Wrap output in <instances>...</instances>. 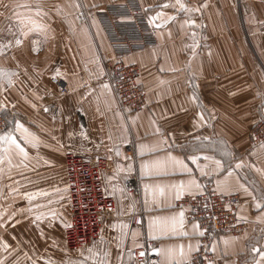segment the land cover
Segmentation results:
<instances>
[{
    "label": "crops",
    "instance_id": "1",
    "mask_svg": "<svg viewBox=\"0 0 264 264\" xmlns=\"http://www.w3.org/2000/svg\"><path fill=\"white\" fill-rule=\"evenodd\" d=\"M111 1L81 0L96 6ZM140 1L156 27L158 43L123 57L140 68L147 93L144 110L125 113L111 86L103 87L110 85L104 80L103 61L114 53L99 24H7L8 13L12 19L56 0H0V16L5 17L0 24V71L6 74L0 75V112L9 119L6 131L19 121L37 138L33 147L21 139L25 133H14L26 158L14 147L0 145V216L16 221L5 227L34 239L39 264H63L70 257L87 258L86 264H138L135 250L146 239L157 242L161 264H185L197 248L200 227L194 230L198 223L185 213L181 225L183 210L177 200L201 192L204 182L213 179L219 193L239 195L238 216L249 225L245 235L215 238L212 249L220 260L215 264H264L253 251L264 250V207H256L264 205V148L250 145L252 126L264 115V0H179L199 9L190 13L178 10L177 0ZM58 2L68 19L77 17V0ZM158 12L164 15L156 17ZM57 69L72 90L66 96L51 82ZM202 110L207 120L203 126L194 118ZM128 144L134 145V153L126 152ZM70 152L109 161L101 179L105 194L115 199L116 212L103 221V240L100 232L85 247L93 248L91 256L87 250L83 257L69 254L61 220L48 226L53 211L70 220L65 167ZM191 156L200 159L192 163L187 159ZM133 175L139 180L137 200L144 212L142 224L135 226L125 192ZM193 179L201 188L183 191L177 199L181 182L187 185ZM2 206H13L15 216L9 219L12 213L3 212ZM37 215L41 219L33 223ZM173 217L174 231L164 227Z\"/></svg>",
    "mask_w": 264,
    "mask_h": 264
},
{
    "label": "built area",
    "instance_id": "2",
    "mask_svg": "<svg viewBox=\"0 0 264 264\" xmlns=\"http://www.w3.org/2000/svg\"><path fill=\"white\" fill-rule=\"evenodd\" d=\"M231 1V0H230ZM116 58L105 62V80L111 85L118 107L125 113L140 112L147 106V93L141 86V70L137 65L122 60L126 54L154 46L157 34L145 7L140 0H116L95 10ZM62 96L71 91L68 81L57 76L51 79ZM8 119L0 114V133L8 127ZM264 144V116L252 127L251 147ZM128 154L134 153V145L126 146ZM67 179L70 188L71 224L65 230L67 249L78 254L100 236L105 217L116 212L115 199L107 196L102 185L101 173L109 168L108 158H96L68 153L65 158ZM125 192L133 212L132 226L142 224L144 212L139 207V180L136 175L125 182ZM240 198L238 194L224 195L216 189L215 181L204 182L203 190L197 194H185L177 200L188 220L196 221L203 235L190 260L185 264H215L220 262L212 249L219 234L245 235L248 223L238 216ZM111 208V211H109ZM95 221V223H93ZM143 253V255H142ZM138 264H161L160 250L155 240L146 239L144 245L135 250Z\"/></svg>",
    "mask_w": 264,
    "mask_h": 264
},
{
    "label": "rangeland",
    "instance_id": "3",
    "mask_svg": "<svg viewBox=\"0 0 264 264\" xmlns=\"http://www.w3.org/2000/svg\"><path fill=\"white\" fill-rule=\"evenodd\" d=\"M114 1H116V0H113L111 2H114ZM111 2H107V3H111ZM230 2H232V0ZM107 3L96 6V5H87V4L82 3L81 0H77L76 10L78 12V15L76 18L74 17V19L70 20L65 15V13L62 11L61 4L58 2V0H56V2L48 4L49 7L39 5L38 6L39 9H32V10H29L28 12H23L22 14H18V15L15 14V15H13L12 19L10 18L11 14L8 13L7 14V18H8L7 24H14L15 21H16V24H99V26L103 30L98 19L95 17V10L98 7H101ZM47 8H49V9H47ZM238 16L240 18V15H238ZM4 18H5L4 14H1L0 24H4ZM241 19L242 18H240V21H241ZM152 25L154 26L156 34H157V30H156L155 25L154 24H152ZM103 32H104V30H103ZM104 34H105V32H104ZM105 36H106V34H105ZM106 38H107V36H106ZM157 38H158V36H157ZM107 40L110 44V41L108 38H107ZM110 47H111V45H110ZM111 51L113 52L112 48H111ZM123 57H122V60H123ZM114 58H116L115 54H114ZM108 59H113V58H105L104 59V61H103L104 69H105V62ZM55 77H57V76H55ZM105 77H106V70H105L104 80H105ZM0 114L5 116L8 119V117L5 114H3L2 112H0ZM8 123H9V119H8ZM8 128H9V124H8L7 129ZM70 153H73V152H70ZM74 154H78V153H74ZM67 183H68V179H67ZM68 187H69V183H68ZM69 194H70V188H69ZM2 208H3V212H7V213H12L15 211L13 206H2ZM6 216H7L6 214H2L0 216V218H1L0 219V225H2V226H0V261H2V264H33V262H35V264H39L40 262H42V260H40L38 258V256H40L41 254H35V252H33L34 250H32L33 249L32 246L34 244V239L31 238L29 236V234H27L25 232H22V233L17 235V234H15L14 228H6L5 226L6 225L9 226V224L11 222H13L12 224L16 223L15 220H6ZM70 222H71V205H70L69 223ZM21 223L25 224V222H21ZM65 230H66V228H65ZM65 230H64V237H63L64 243H65ZM57 239H59V237H57ZM57 239L54 238V242H53L56 245H58V243H59ZM92 243H94V242H92ZM65 246H66V244H65ZM66 249H67V247H66ZM67 251L72 256L75 255V254L71 253L68 249H67ZM69 254H68V256H69ZM70 258L75 259L73 257H70Z\"/></svg>",
    "mask_w": 264,
    "mask_h": 264
},
{
    "label": "snow or ice",
    "instance_id": "4",
    "mask_svg": "<svg viewBox=\"0 0 264 264\" xmlns=\"http://www.w3.org/2000/svg\"><path fill=\"white\" fill-rule=\"evenodd\" d=\"M177 3L179 4V8L178 10L180 11H184L186 13H190L192 11H199V9H192V8H189L187 7L185 4L183 3H180L179 0H177ZM169 5L168 4H164V5H161V7H168ZM173 7H175V5H173ZM162 15H164L163 13L161 12H158L156 14V17H161ZM175 17H170V19H174ZM155 19V18H153ZM151 22V21H150ZM190 24H194L195 22L194 21H189ZM160 25H157V27H159ZM31 30V29H29ZM22 43V41L20 39H17L16 40V44L17 45H20ZM59 69L56 70V74L55 76H59ZM0 75H6L5 73H3L2 71H0ZM55 76L53 78H55ZM11 77L9 75L8 77V83L11 84ZM103 87L105 89H109L110 88V85L108 84H105L103 85ZM72 91V90H70ZM61 95H63V91H61ZM83 99V97H82ZM192 99L196 100L198 102V106H199V97L193 95ZM47 111V109H45ZM186 111V110H185ZM195 121L196 123L200 124L201 126H203V124H205L207 122V120L205 119V116H204V111L202 110L200 113H196L195 114ZM15 123V128L14 129H9L8 131H5L3 133H0V145L2 144H6L8 145L10 148L11 147H14L16 150L19 151V153H21L25 158L27 157L28 153L26 152L25 148L22 146V144L20 143V141L17 139L16 135L14 134L16 131H22L23 133H25V135L21 138L24 140L25 143H31L33 147H36L37 146V138L33 137L32 134L28 133L27 129L23 128V125L19 122V121H14ZM153 123H155V121H153ZM156 131L157 132H161V129L160 127H157L156 128ZM83 134V133H82ZM162 134V133H161ZM72 133H69V136H71ZM171 135V134H169ZM109 139H111V136H109ZM197 139H199V137H197ZM205 139H208L207 137H205ZM261 148H264V144L261 145ZM116 155L119 156L120 153H119V149L117 148L116 149ZM110 158V157H109ZM0 159H2V157H0ZM99 159V158H98ZM175 159V158H174ZM187 159L191 160L192 163H196L200 157H197V156H191V157H187ZM204 159H208V157H204ZM176 163L180 164L182 168H184L185 170H188L190 171L188 168H187V165L183 163V161H180V160H176ZM216 164L217 166H220L221 162L220 161H216ZM119 167V166H118ZM237 168L241 167V164H237L236 165ZM229 174H231L229 172ZM111 179V177L109 178ZM201 188V185L195 181L194 179L193 180H190L187 185H185L184 182H181L180 186H179V190L177 191L176 193V198L178 199L181 192L183 191H189V192H195V191H198L199 189ZM245 192H247V188L244 189ZM222 194H223V190H222ZM25 197L28 199V200H31L32 199V194H28V193H25L24 194ZM62 199V198H61ZM253 199H255V197H253ZM261 199L264 200V193L261 194ZM51 203V201L49 202ZM257 208H261V207H264V205H261L260 203H257L256 205ZM20 211H25L24 209H20ZM28 211H31V209H28ZM109 211H111V208H109ZM50 215L52 216V221H49V227H52L53 226V221L59 219L62 221L63 223V226L66 227V228H71L73 227V225L71 223H69L64 217L62 214L60 215H57L56 212H50ZM15 216V213H12V215L9 217V219H12V217ZM179 217H180V223L181 225L183 224V220H184V212L181 211L179 213ZM41 219V216L40 215H37L35 220H33V223H36L37 221H39ZM103 222V218L101 217V223ZM17 223H19V221H17ZM93 223H95V221H93ZM2 226V225H0ZM114 226V225H113ZM164 227H168L170 228L171 230H175V227H176V219L175 217L171 218V223L170 224H165ZM198 225L197 224H194L193 225V228L194 230H197L198 231ZM101 231V240H103V229L100 230ZM199 235H203L202 232H198ZM41 235L43 236L44 235V232H43V229H41ZM184 235H187V233H184ZM190 249H191V245L189 246ZM87 250L88 253L91 254L93 253V248H84L82 247L80 250H79V254L81 257H83L84 255V251ZM66 251V250H65ZM253 251H257L259 253V255L264 258V250H260V249H253ZM108 253L105 252L104 253V256L107 257ZM143 255V253H142ZM86 259H80V260H71V259H68L66 261L63 262V264H86ZM0 264H2V261H0ZM33 264H35V262H33ZM49 264H56L55 261H49ZM97 264H105V260H99L97 262ZM190 264V262H189ZM257 264H261V262H257Z\"/></svg>",
    "mask_w": 264,
    "mask_h": 264
}]
</instances>
